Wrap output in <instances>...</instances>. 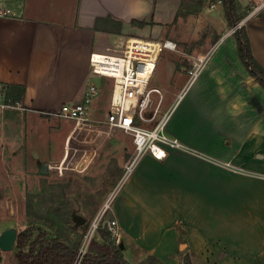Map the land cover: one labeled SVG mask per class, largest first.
<instances>
[{
    "label": "crops",
    "instance_id": "1",
    "mask_svg": "<svg viewBox=\"0 0 264 264\" xmlns=\"http://www.w3.org/2000/svg\"><path fill=\"white\" fill-rule=\"evenodd\" d=\"M263 2L238 0L242 12ZM21 3L20 16L0 17V83L10 100L9 85L25 87L23 109H7L0 121V166L23 177L52 178L44 166L66 158L72 169L62 178L90 176L98 154L120 130L109 137L100 123L74 130L73 121L51 113L80 102L89 81L102 94L101 82L108 80L91 74L90 55L123 48L134 36L157 40L174 22L182 0ZM245 28L264 68V11ZM229 40L216 46L178 108V96L171 101L176 110L169 133L187 149L168 151L163 160L146 154L142 176L116 201L112 214L131 264L143 254L181 264V255L193 252L206 264L264 262V180L249 175L264 174V88L242 62L234 35L222 38ZM171 71L169 86L157 88L165 102L189 81L188 69ZM176 76H181L178 84ZM99 104L100 99L91 117L105 120L107 115L96 117ZM133 151L134 145L129 155Z\"/></svg>",
    "mask_w": 264,
    "mask_h": 264
},
{
    "label": "rangeland",
    "instance_id": "2",
    "mask_svg": "<svg viewBox=\"0 0 264 264\" xmlns=\"http://www.w3.org/2000/svg\"><path fill=\"white\" fill-rule=\"evenodd\" d=\"M218 1L219 0H197L196 4L198 3V6L184 8L178 21L170 24L164 33H162V36L157 40H149L150 42L153 41L156 43L169 40L177 45V49L171 54V56L166 49L161 53L149 89L154 87L159 88L160 85L163 87L169 86L168 80L172 76L171 72H173L171 71V68L174 70L175 74L178 73V71L183 73V68L187 70L190 67L195 54L198 52H206L217 46L222 41V38L224 39L234 35L236 30L235 27H238L241 21L236 26L230 27L225 16L224 7L222 3L219 4ZM244 1L245 0H240L242 3H244ZM213 4H216L217 6L212 8ZM256 5L259 4L256 3L252 7L249 6V11L251 12ZM242 9L243 8L238 11V14H243L244 16L248 11L245 10L242 12ZM263 11L264 7L259 14ZM219 37V41L214 44V41ZM134 38L148 41L139 36H134ZM230 41L231 40L222 41L218 46L230 44ZM188 77L189 76H187V78ZM180 78L181 76L175 77V80H178L177 84L180 82ZM100 86L102 94L96 117L102 119L105 118L111 110L109 99L111 97L112 82L110 80H103ZM177 96L178 95L175 93H171L168 95V99L165 102L161 99L158 93H152L149 107L145 113L147 118H152L154 116L160 100L162 101L158 116L154 121L146 122L145 126H153L156 120H158L164 112L170 109V105H172L171 101ZM180 101L175 108H178ZM175 108L166 125V132L168 134H170L168 128L173 117L172 115L175 113ZM133 145L132 136L125 133L123 130L118 131V134L109 139V143L98 154L92 175L86 177L68 176L65 178L61 177L62 179H55L59 177L52 175V178L36 179L33 177H23L20 173L13 172L12 168L7 169L6 171V169L0 166V234L8 227L15 228L17 231L23 230L31 219L30 217L32 214L30 213L32 211L38 212L37 210L39 208H43L41 212L47 216L49 211L53 208L63 207V211L68 212V214L70 213V220L72 222V214L74 212L78 215L84 216L90 221L95 216L96 211L101 208V202L104 200L107 192L111 193L119 183L123 175L124 165L131 157L129 153L130 147ZM144 157L139 161L131 176L125 181L116 194L111 204L113 211L119 197L131 190V187L135 183L136 176H142L140 171L145 170L142 166ZM119 177L120 179L118 180L117 178ZM117 180L118 182L115 184ZM109 193L107 197L109 196ZM145 196L148 195L145 194ZM71 224L74 223H70V225ZM70 225L69 223H66L65 225L66 228H68V233H70ZM68 239H71V236ZM13 254L12 251L4 252L3 264H12L14 258ZM194 254L196 253H191L192 258L194 262L198 264ZM184 257L185 256L181 255V264ZM197 257L202 260L198 255ZM141 258H143V256H140V259ZM203 262L206 264L205 261ZM226 263L264 264L263 261L249 262L243 259L237 260L236 262H221L220 264Z\"/></svg>",
    "mask_w": 264,
    "mask_h": 264
},
{
    "label": "built area",
    "instance_id": "3",
    "mask_svg": "<svg viewBox=\"0 0 264 264\" xmlns=\"http://www.w3.org/2000/svg\"><path fill=\"white\" fill-rule=\"evenodd\" d=\"M23 0H0V17L20 16L18 8L23 6ZM222 3L221 0L218 1ZM217 5L213 4L212 8ZM264 7V2L256 5L241 20L238 29L252 18L259 15ZM129 38L123 48L111 49L107 53L94 52L90 55V72L94 76L105 78L112 82L110 112L105 120H97L91 117L93 106L99 101L101 91L99 86L89 81L82 100L73 104H64L61 108L51 113L62 120L74 122V130H82L88 124L100 123L106 125L107 136H111L117 130H123L133 138L134 151L124 165L123 175L115 189L111 191L98 213L89 221L88 229L84 233L81 243L76 252L72 264H83L89 251L91 241L96 238L102 229H107L111 240L119 245L122 242V230L118 220L111 215V204L121 186L131 176L139 161L146 155L151 154L157 160L166 158L168 151L186 150L187 147L176 137L166 132L167 122L174 110L173 105L156 120L153 126L146 127L145 123L154 121L160 110L159 102L152 118H147L146 112L151 100V94L156 92L161 95L157 88L149 89L151 78L156 69L158 59L163 50L177 49L176 43L165 40L162 42L143 41V43L130 42ZM221 43V42H220ZM157 45V46H156ZM216 46L206 53H197L188 68V84L179 93L176 103L183 97L188 88L197 80L208 63ZM118 91V94H117ZM175 103V104H176ZM7 109H23L20 102H13L7 98L6 87L0 83V121ZM233 172L244 173L245 170L227 164ZM49 173L55 177L65 176L70 169L66 158L47 164ZM264 180V174H249Z\"/></svg>",
    "mask_w": 264,
    "mask_h": 264
},
{
    "label": "trees",
    "instance_id": "4",
    "mask_svg": "<svg viewBox=\"0 0 264 264\" xmlns=\"http://www.w3.org/2000/svg\"><path fill=\"white\" fill-rule=\"evenodd\" d=\"M197 0H182L173 23L177 22L184 8L198 6ZM224 7L225 16L230 27L236 26L246 14H238L241 5L237 0H221ZM143 25V23H142ZM234 37L238 46V52L250 75L256 79L264 88V68L255 59L250 39L245 26L235 30ZM220 37L214 41L216 44ZM25 94V87L22 85H9V96L15 102H21ZM63 207L53 208L45 216L39 208L38 212H31L32 216L28 225L21 231H17V240L12 252L14 258L12 264H72L82 237L88 229L89 222L79 228L75 227L70 220V213L63 211ZM31 209V205H30ZM42 213V214H41ZM52 216H51V215ZM66 223L70 225V233L66 228ZM61 225V226H60ZM9 228V227H8ZM7 230V228H6ZM71 236V239H68ZM124 241L116 245L111 240L107 229L100 230L98 236L94 238L89 246V251L83 264H131L125 256ZM196 256L198 264H205ZM199 259V260H198ZM4 252L0 249V264H3ZM136 264H164L158 258L143 254V258ZM182 264H196L191 254H186Z\"/></svg>",
    "mask_w": 264,
    "mask_h": 264
},
{
    "label": "water",
    "instance_id": "5",
    "mask_svg": "<svg viewBox=\"0 0 264 264\" xmlns=\"http://www.w3.org/2000/svg\"><path fill=\"white\" fill-rule=\"evenodd\" d=\"M47 172V166H44V173L46 174ZM72 220L77 228L87 222V219L84 216L78 215L76 212L72 214ZM17 233L18 232L15 228H10L0 234V249L3 252H11L13 250L17 240Z\"/></svg>",
    "mask_w": 264,
    "mask_h": 264
},
{
    "label": "bare ground",
    "instance_id": "6",
    "mask_svg": "<svg viewBox=\"0 0 264 264\" xmlns=\"http://www.w3.org/2000/svg\"><path fill=\"white\" fill-rule=\"evenodd\" d=\"M143 41L144 40H142V39H139V38H132L131 40H130V42L132 43V42H137V43H143ZM157 46V45H156ZM117 94H118V91H117Z\"/></svg>",
    "mask_w": 264,
    "mask_h": 264
}]
</instances>
